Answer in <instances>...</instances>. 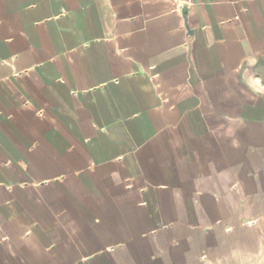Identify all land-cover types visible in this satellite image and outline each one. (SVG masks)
Instances as JSON below:
<instances>
[{
	"label": "crops",
	"instance_id": "0c3cea01",
	"mask_svg": "<svg viewBox=\"0 0 264 264\" xmlns=\"http://www.w3.org/2000/svg\"><path fill=\"white\" fill-rule=\"evenodd\" d=\"M242 77L264 0H0V264H94L225 186L264 119Z\"/></svg>",
	"mask_w": 264,
	"mask_h": 264
},
{
	"label": "water",
	"instance_id": "95a60500",
	"mask_svg": "<svg viewBox=\"0 0 264 264\" xmlns=\"http://www.w3.org/2000/svg\"><path fill=\"white\" fill-rule=\"evenodd\" d=\"M242 82L257 96L264 93ZM218 184L164 224L89 258L94 264H264V119Z\"/></svg>",
	"mask_w": 264,
	"mask_h": 264
},
{
	"label": "rangeland",
	"instance_id": "374dc122",
	"mask_svg": "<svg viewBox=\"0 0 264 264\" xmlns=\"http://www.w3.org/2000/svg\"><path fill=\"white\" fill-rule=\"evenodd\" d=\"M184 205L187 206V207H190L191 206V203L190 204L189 203H185Z\"/></svg>",
	"mask_w": 264,
	"mask_h": 264
}]
</instances>
